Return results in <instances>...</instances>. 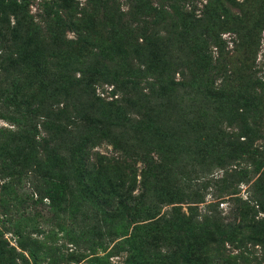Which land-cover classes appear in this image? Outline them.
<instances>
[{
    "label": "trees",
    "instance_id": "16d2710c",
    "mask_svg": "<svg viewBox=\"0 0 264 264\" xmlns=\"http://www.w3.org/2000/svg\"><path fill=\"white\" fill-rule=\"evenodd\" d=\"M33 1L0 0V119L12 125L0 127V216L22 251L0 236V264H55L62 256L32 239L29 227L19 229L7 209L20 183L26 180L51 213L63 205L75 217L89 210L101 190L87 194L88 187L103 189V171L112 166L122 169L108 176L112 199L132 210L143 204L150 220L160 215L159 203L195 198L186 200V213L172 208L129 234L128 215L113 221L97 203L98 232L106 229L110 243L124 237L107 258L127 252L120 264H264V143L255 145L264 137L257 115L264 84L230 63L243 40L251 44L250 30L238 32L239 13L251 6L258 17L251 29L260 34L264 0H38L35 14ZM184 27L197 29L190 52L175 57L158 46ZM225 31L238 33L233 52L221 39ZM98 85L111 87L110 100L97 95ZM222 122L237 128L227 132ZM127 134L138 142L132 154L119 145ZM103 142L121 155L93 152ZM193 156L201 171L213 164L224 170L202 184L215 186V199L228 197L225 213L219 200L200 211L202 196L173 183L178 158ZM123 157L142 164L138 174Z\"/></svg>",
    "mask_w": 264,
    "mask_h": 264
},
{
    "label": "rangeland",
    "instance_id": "374dc122",
    "mask_svg": "<svg viewBox=\"0 0 264 264\" xmlns=\"http://www.w3.org/2000/svg\"><path fill=\"white\" fill-rule=\"evenodd\" d=\"M198 1L202 2V4L205 3V0ZM31 4V13L35 14L40 12V10L38 11V0L33 1ZM196 6L199 7L198 4ZM190 9L192 10V5L188 4L186 10L188 12H191ZM246 11L247 12L245 16L239 13V15L241 16L240 20L243 22H241L240 26L238 27V32L250 30L251 34H247V40H250L249 42L251 44L248 49L246 47L245 41L243 40L244 43L242 49L239 47L236 48V51L239 52V54L236 55V52L233 53V59L230 62L232 63L231 69H235L236 71L240 72V76L250 75L255 80H258L259 82H262L264 84V23L263 30L260 31V34H258L256 30L251 29L253 21L258 18H255V10L253 11V8L248 5ZM158 31L160 30L158 29ZM233 32L235 33V35L228 31H225L221 34V39L226 43V50L231 52H233L232 49L234 48L235 40H237V43H239L237 39L238 33L236 31ZM196 34L197 29L195 30L194 28L186 31V27H184L181 28L180 32L169 33L168 39H158L157 44L160 47H164L163 49H166L168 52H172L175 57H181V53L179 52V50H181L183 54H185V52H190V47H193ZM160 36H163V34H160ZM68 37L72 38V34L69 33ZM212 53L214 56L216 55L215 48L212 49ZM236 58L239 62L236 61ZM175 77L176 79H179L178 75H176ZM110 90L111 87L107 85H98L96 88V93L97 95L110 100L112 96L110 94ZM262 94L264 96V92H262ZM116 97L118 100H120L121 95L117 93L113 98ZM210 113H207V116H209ZM257 115L263 119L264 110H258ZM226 124L227 123L222 122L221 127H225L227 132H230L232 127L237 128L235 124ZM0 127L10 128L12 127V125L7 121L0 119ZM122 131L123 129L121 128V130H119L116 134L120 135ZM118 138H120L119 145L122 146V148H124L127 153H131L132 150H135L138 147V142L135 140V138L132 139L130 134ZM263 143L264 137H260L255 141V145L257 146L262 145ZM191 149L194 150L193 148ZM93 152H96L106 158L110 156L118 157L121 155V151H114L112 149V146L104 142L96 146ZM185 153L186 152L184 151V156ZM123 160H126L127 164L131 165L132 170L135 171L136 174H138L142 166L140 162L136 161L135 163H133V159H124V157ZM197 160L198 157L196 156L192 157V161L186 160V157H182L181 159L178 158L174 168L177 172L180 173L178 174V176L184 179L178 178V180H174L175 178L172 177L173 183L178 185V188L182 193L184 192L186 194H191L197 191V193L202 196V198L204 199V203L198 204L199 206L197 205L200 211L205 210L206 204L213 202V200H219L223 202L219 205V208L225 213L228 210V197L224 196V198L222 199H215V193H218V190L214 189L215 186L205 187L202 184L209 178H220L224 174V170L215 167V165L213 164L210 171L209 169H207V167H205L203 172L199 168L200 166H197ZM118 169L121 168L118 166H112L107 167V169H105L103 172L104 174H108V176H112L116 174V171ZM228 172H230V170H228ZM108 176L106 179V176L102 175L101 182L104 185L103 189L99 184H97L98 186L96 184H93L92 186L88 187L87 194H89L92 189L93 191L95 190L94 194H96V192L98 193L100 190L101 192L98 193L99 196L93 200L90 208L87 207L89 209L87 210V212L86 210L85 212L82 210V212L76 214L75 217H73L70 212L64 210L63 205L60 206V211L58 214L51 213L48 209L47 202H45L44 200L41 201V197L32 194L33 191L31 190V187L26 182V180H24L15 188L19 199L17 200V202L12 201L6 203V205L11 206V209L9 207H7V209H9V211L13 213L15 221H19V229L25 230L26 226L29 227L27 228V230L28 232H33L31 235L32 239L38 240L42 247L46 246L54 250L57 256L62 255L56 260L55 264H105L104 262L98 263L96 259H102L104 261H107L109 259V264H120L126 258L127 252L116 254V256H112L111 258L109 257V255V258H107V254H109L112 250V247L115 244L121 242L120 240H123L124 237L118 236L113 242L110 243L111 239L108 238V235H105L104 230L106 229L101 230L102 233L98 232L99 227L101 228V226H99V220L102 218L103 213H101L100 210H97L99 208L97 207V203L102 204L100 205V208L104 209L105 212L112 216L113 221L125 218L128 215L130 218L126 219L127 224L131 220L128 234L132 231L134 225L146 224L149 221H155L157 217L159 218L160 216H162V214L171 212L172 208L180 209L181 213H186L187 206H190V203L186 204V200H188V198L184 196L185 194L180 196L183 197L182 203H176L172 205H166L164 202L162 204L159 203L158 207H160V215L150 220L149 216L146 213H143V209H146L143 204L138 205L135 210H132L130 207L120 206V204H117L116 201L112 199V194L108 193L109 189L106 188L108 178H111ZM161 176H163L162 173ZM136 179L137 181H139V176H137ZM1 183L2 182H0V184ZM238 188L239 194L245 197L248 185L241 183ZM135 193H137V190L135 191ZM87 194L83 195L85 196ZM194 198L189 199L187 202H192ZM80 202L82 201H75V204H79ZM64 207L66 206L64 205ZM91 208H93V210ZM130 211H133L132 214H127ZM160 223L158 227L161 229L162 227L164 228V226L160 225ZM11 230L12 226H9L7 222H4V219L0 216V236H2V239H4V241H6L9 245L17 249L18 252L22 253V251L17 247L18 238L12 233ZM78 231H81V233L79 234ZM103 232L105 236L103 235ZM77 235H81V237H78ZM85 237L87 238V240L84 239ZM112 252L115 251L113 250ZM23 255L26 256L27 253L23 252Z\"/></svg>",
    "mask_w": 264,
    "mask_h": 264
}]
</instances>
